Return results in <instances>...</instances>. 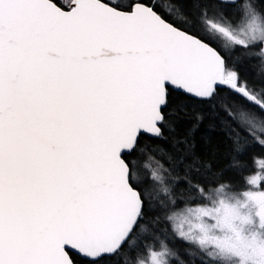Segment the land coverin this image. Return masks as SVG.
Listing matches in <instances>:
<instances>
[{"label":"snow or ice","instance_id":"obj_1","mask_svg":"<svg viewBox=\"0 0 264 264\" xmlns=\"http://www.w3.org/2000/svg\"><path fill=\"white\" fill-rule=\"evenodd\" d=\"M206 115L243 172L264 149V0H0V264H188L177 239L264 264V191L203 181Z\"/></svg>","mask_w":264,"mask_h":264},{"label":"trees","instance_id":"obj_2","mask_svg":"<svg viewBox=\"0 0 264 264\" xmlns=\"http://www.w3.org/2000/svg\"><path fill=\"white\" fill-rule=\"evenodd\" d=\"M255 2L259 7L260 0H255ZM163 3L168 4L170 3V0H163ZM246 71L250 74V79H253L255 70L253 69L251 62L246 65ZM222 95H225V93H222ZM227 103L233 104L234 101L229 99ZM189 107L192 110L207 108L206 105H200L194 101L190 102ZM192 123L193 121L191 120H184L177 129L176 134L178 136L186 135L189 128H191ZM214 123L216 122L212 119V117L210 115H206L204 120L195 130L192 131L191 136L189 137L191 142L195 145L193 151L195 152L196 156L199 157L201 161L207 162V164L210 166L203 176V181L208 182L206 187L209 190L218 186L219 183H225L229 184L234 192L242 194L251 186L250 184H245L244 178L250 177L253 175V173L259 174V168L262 162L261 158L264 157V149H261L258 145L249 147L241 157V159L246 161V168L243 170V172L234 170L229 166L233 156V152L231 151V142L221 133L219 128L212 127ZM140 144H159L168 151H173L171 139L156 140L149 138L147 135H143L140 138ZM132 158L140 160L141 163L147 162L145 157H140L137 153H133ZM156 158L160 159L159 156ZM259 187L264 188V185ZM179 207H183V205H179ZM178 223L179 222L177 221L176 226H178ZM163 227L168 226L164 225ZM169 243L172 245V247L179 251L181 257L188 261V264H201L198 257L193 258L186 255V249L189 248L186 243L178 239L170 240ZM80 264H87V261L80 260ZM104 264H109V262H104ZM121 264H124L123 257H121Z\"/></svg>","mask_w":264,"mask_h":264},{"label":"rangeland","instance_id":"obj_3","mask_svg":"<svg viewBox=\"0 0 264 264\" xmlns=\"http://www.w3.org/2000/svg\"><path fill=\"white\" fill-rule=\"evenodd\" d=\"M245 191H264V188H261L257 185H251L247 190ZM244 191V192H245Z\"/></svg>","mask_w":264,"mask_h":264}]
</instances>
